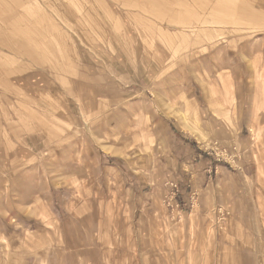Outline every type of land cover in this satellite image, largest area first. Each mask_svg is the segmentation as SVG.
Masks as SVG:
<instances>
[{
	"label": "rangeland",
	"instance_id": "obj_1",
	"mask_svg": "<svg viewBox=\"0 0 264 264\" xmlns=\"http://www.w3.org/2000/svg\"><path fill=\"white\" fill-rule=\"evenodd\" d=\"M5 254L264 264V0H0Z\"/></svg>",
	"mask_w": 264,
	"mask_h": 264
},
{
	"label": "bare ground",
	"instance_id": "obj_2",
	"mask_svg": "<svg viewBox=\"0 0 264 264\" xmlns=\"http://www.w3.org/2000/svg\"><path fill=\"white\" fill-rule=\"evenodd\" d=\"M241 1H243V0H241ZM246 1H244V3H245ZM243 3V2H242ZM247 3V2H246ZM248 5V4H247ZM246 5V6H247ZM146 6V5H145ZM245 5H243V4H237V9H238V11L237 12H239V13H242V14H244V13H246V11L244 10V7ZM187 9V8H186ZM184 11V10H183ZM190 11V10H189ZM185 12V11H184ZM183 12V13H184ZM193 12V11H192ZM196 12H198V11H196ZM195 12V10H194V14L196 13ZM182 13V12H181ZM189 13V12H188ZM191 15V14H190ZM255 15H256V13H255ZM200 16V15H199ZM178 17V16H177ZM183 17V16H182ZM181 17V18H182ZM245 17V16H244ZM243 17V18H244ZM175 19V18H174ZM184 19V18H183ZM221 19V18H220ZM247 19V18H246ZM170 20V19H169ZM186 20H188V19H186ZM227 20H229V19H227ZM251 20L252 21H258V19H256V18H254V17H251ZM183 20H181V22H182ZM190 20H188V22H189ZM223 21H224V19H223ZM246 21V20H245ZM259 21H261V20H259ZM188 22H183V23H181L182 25H187L186 23H188ZM191 23H192V25H190V26H193V23L195 24V22H196V20H194L193 22H192V20L190 21ZM201 22H202V19H201ZM228 22V21H227ZM250 22V21H249ZM199 23H200V21H199ZM169 24V23H168ZM202 24V23H201ZM235 24V23H234ZM251 24H253V23H251ZM255 24V23H254ZM189 25V24H188ZM248 26H250V24H248ZM190 28V27H189ZM196 28V27H195ZM194 28V29H195ZM177 37V36H176ZM42 42V41H41ZM189 42V41H188ZM23 43V42H22ZM22 45V44H21ZM192 45V47H193V44H191ZM23 46H25V45H23ZM30 46H32V45H30ZM47 46V45H46ZM191 46H189V47H187L188 49L190 48ZM25 48H26V46H25ZM25 48H24V50H25ZM29 48V47H28ZM34 48V47H33ZM48 49H49V47H48ZM47 49V50H48ZM28 50V49H27ZM184 50H186V49H184ZM29 51H30V48H29ZM29 51H27V52H29ZM188 51V50H187ZM32 52V51H31ZM31 52H29L30 54H32ZM33 55V54H32ZM174 55V54H173ZM32 57H36L35 56V54H34V56H32ZM174 57H175V55H174ZM178 58L180 57V56H177ZM36 60H37V58H35ZM174 60V59H173ZM41 210V209H40ZM62 241V240H61ZM66 242V241H65ZM7 245H9V244H7ZM59 245V244H58ZM6 255V257L7 258H5L6 259V262H2L3 264H16V260L13 262L12 261V256L11 255H8V254H5ZM16 257V256H15ZM1 262V261H0Z\"/></svg>",
	"mask_w": 264,
	"mask_h": 264
},
{
	"label": "built area",
	"instance_id": "obj_3",
	"mask_svg": "<svg viewBox=\"0 0 264 264\" xmlns=\"http://www.w3.org/2000/svg\"><path fill=\"white\" fill-rule=\"evenodd\" d=\"M183 204H184V206H185V205H187L188 203H186V202H183Z\"/></svg>",
	"mask_w": 264,
	"mask_h": 264
},
{
	"label": "crops",
	"instance_id": "obj_4",
	"mask_svg": "<svg viewBox=\"0 0 264 264\" xmlns=\"http://www.w3.org/2000/svg\"><path fill=\"white\" fill-rule=\"evenodd\" d=\"M204 97H205V98H207V97H206V94H205V96H204Z\"/></svg>",
	"mask_w": 264,
	"mask_h": 264
}]
</instances>
